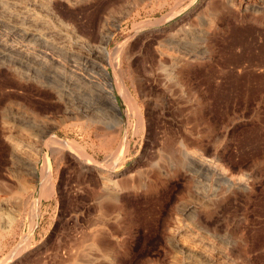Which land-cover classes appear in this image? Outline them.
I'll return each mask as SVG.
<instances>
[{
    "label": "rangeland",
    "instance_id": "obj_1",
    "mask_svg": "<svg viewBox=\"0 0 264 264\" xmlns=\"http://www.w3.org/2000/svg\"><path fill=\"white\" fill-rule=\"evenodd\" d=\"M86 3L0 26V264H264V0Z\"/></svg>",
    "mask_w": 264,
    "mask_h": 264
},
{
    "label": "bare ground",
    "instance_id": "obj_2",
    "mask_svg": "<svg viewBox=\"0 0 264 264\" xmlns=\"http://www.w3.org/2000/svg\"><path fill=\"white\" fill-rule=\"evenodd\" d=\"M57 1L58 0H0V26L4 25V24H8L12 27V33H8V37L10 36H14V35H19L21 37V40H27L29 38V40H38V39H41L45 34L44 33H47V32H52L53 30L52 29H58V30H61V31H66L67 32V27L64 26L60 21H58L56 19V17L54 15H52L53 13L51 12V7L52 5L54 4V2H56L57 4ZM71 5H74V4H83V3H86L88 1H91V0H63ZM236 1L237 3V6L239 4V7H247V5H249L250 3V0H231V2H234ZM239 1V2H238ZM254 2V1H253ZM257 3V2H256ZM87 4V3H86ZM235 4V3H234ZM255 4V2H254ZM230 5V4H229ZM260 5V4H259ZM57 6V5H56ZM54 6V7H56ZM77 6V5H75ZM226 6V5H225ZM251 6V5H250ZM261 6V5H260ZM238 7V8H239ZM231 8V6H230ZM235 8V7H234ZM262 8V7H261ZM240 9V8H239ZM248 9V8H247ZM57 10V8H56ZM237 11V10H236ZM239 11V10H238ZM60 12V11H59ZM235 12V11H234ZM252 12V11H251ZM58 14V13H57ZM56 14V15H57ZM243 14V13H242ZM245 14V13H244ZM60 15V13H59ZM108 15V14H107ZM59 17H62L61 15ZM64 22V21H62ZM110 22V21H109ZM3 23V24H2ZM68 23V22H67ZM103 23V21H102ZM105 24H103L102 26H104ZM5 26V25H4ZM3 26V27H4ZM106 26V25H105ZM104 26V27H105ZM110 26V25H109ZM99 27V26H98ZM108 27V26H107ZM108 29V28H107ZM182 30V29H181ZM56 32V31H55ZM65 32V34H66ZM109 33V32H108ZM49 34V33H48ZM51 34V33H50ZM49 34V35H50ZM60 34V33H59ZM77 34V33H76ZM0 35L1 32H0ZM61 35V34H60ZM100 35V38L101 39H106L107 38V35L106 33H104L103 31H100L99 33ZM200 35V34H199ZM3 36V35H2ZM5 36V35H4ZM12 36V37H13ZM48 36V35H47ZM58 36V35H57ZM79 36V35H78ZM202 36V35H201ZM45 37V36H44ZM54 36H52V39H53ZM70 37V36H69ZM181 37V35H180ZM185 37V36H184ZM187 37V36H186ZM190 37V36H189ZM188 37V38H189ZM197 37V36H196ZM199 37V36H198ZM2 38V37H1ZM50 38V37H49ZM48 38V39H49ZM61 38V37H60ZM65 38V37H63ZM178 39H176V43H182V44H186V41H187V38H179L177 37ZM16 39H18V37H16ZM57 39V38H56ZM71 39V38H70ZM197 39V38H196ZM5 40V39H3ZM12 40V39H11ZM62 41V39H60ZM67 40V38H66ZM65 40V41H66ZM107 40V39H106ZM189 40V39H188ZM44 41V40H42ZM83 41V40H82ZM80 39H76L75 40V43H77V45H80V46H84L85 44L82 42ZM86 41V40H85ZM103 41V40H101ZM191 41V40H190ZM6 42V41H5ZM16 42V41H15ZM21 42V41H20ZM45 42V41H44ZM105 42V40L103 41ZM107 42V41H106ZM195 42V41H194ZM18 43V42H17ZM16 43V44H17ZM65 43V42H64ZM89 43V42H88ZM189 43V42H188ZM6 44V43H5ZM23 44V43H22ZM28 44V43H27ZM72 44V43H70ZM103 44V43H102ZM191 44V43H190ZM14 45V44H13ZM19 45V44H18ZM106 45V43H105ZM105 45L101 48V49H96V48H92V47H86V50L85 52L87 51L89 57H93L95 59H98V60H101L103 59L104 61L110 63L111 62V59H110V53L107 52L105 50ZM27 46V45H26ZM29 46V45H28ZM27 46V47H28ZM37 46V45H35ZM21 47V45H20ZM43 47V46H42ZM60 47V46H59ZM58 47V48H59ZM68 47V46H67ZM4 46L2 45V42H0V53L3 52L4 50ZM12 48V47H11ZM16 48V47H15ZM6 49V48H5ZM13 49V48H12ZM21 49V48H20ZM33 49V48H32ZM38 49V47H37ZM73 49V48H72ZM7 50V49H6ZM15 50V49H14ZM19 50V49H18ZM63 50V49H62ZM74 50V49H73ZM82 50V49H81ZM9 51V50H8ZM17 51V50H16ZM21 51V50H20ZM43 51V50H42ZM48 51V50H47ZM67 51V50H66ZM69 51V50H68ZM77 51V49H76ZM11 52V51H10ZM24 52V51H23ZM29 52V51H28ZM65 52V51H64ZM82 52V51H81ZM84 52V51H83ZM8 53V52H7ZM15 53V51H14ZM19 53V52H18ZM22 53V52H21ZM45 53V52H44ZM52 53V52H51ZM59 53V52H58ZM62 53V52H61ZM74 53V51H73ZM5 54V53H4ZM36 54V53H34ZM53 54V53H52ZM70 54V53H69ZM84 54V53H83ZM10 55V54H9ZM23 55V53H22ZM38 55V54H37ZM85 55V54H84ZM1 56V55H0ZM54 56V55H53ZM64 56V55H63ZM67 56V55H66ZM73 56V55H72ZM77 56V55H76ZM26 57V55H25ZM39 57V56H38ZM43 57V56H42ZM50 57V56H49ZM69 58H71L69 55H68ZM80 57V56H79ZM86 57V55H85ZM9 58V57H7ZM14 58V56H13ZM45 58V57H44ZM52 58V57H51ZM63 58V57H62ZM67 58V57H66ZM68 58V60H69ZM112 58V57H111ZM12 59V58H11ZM28 59V58H27ZM94 59V60H95ZM31 60V59H30ZM81 60H84V59H81ZM16 61V60H15ZM28 61V60H27ZM71 61V59H70ZM8 62V61H7ZM14 62V61H13ZM22 62H24L23 60L20 61L18 64L20 65V67H18V71H21L23 69V66L22 65ZM83 62V61H82ZM10 63V62H9ZM8 63V64H9ZM15 63V62H14ZM25 63V62H24ZM80 63V62H79ZM90 63V62H89ZM26 64V63H25ZM74 64V63H73ZM87 64V63H86ZM10 65V64H9ZM8 65V66H9ZM30 65V64H29ZM32 65V64H31ZM180 65V64H179ZM178 65V66H179ZM16 66V65H15ZM99 66V65H98ZM30 67V66H29ZM34 67V66H33ZM72 67V66H71ZM77 67V66H76ZM16 68V67H15ZM31 68V67H30ZM75 68V67H74ZM14 69V67H13ZM12 69V70H13ZM36 69V68H35ZM80 69V67H79ZM31 70H33V68H31ZM100 70V69H99ZM103 70V69H102ZM36 70H34L35 72ZM76 71V70H75ZM14 72V71H13ZM17 72V71H15ZM26 72V71H25ZM21 74V72H19ZM44 73V72H43ZM15 74V73H14ZM37 74V73H36ZM22 75V74H21ZM33 75V74H32ZM26 76V75H25ZM30 76V75H29ZM19 77V76H18ZM117 76H115V79H116V85H117V88H118V91L120 93V95L122 96V98L124 99V101H126V104L128 105V107H131L130 106V96H129V93L127 92L124 84L118 79V77L116 78ZM20 78V77H19ZM34 78V77H33ZM32 80V79H31ZM23 82V80H21ZM33 81V80H32ZM24 83V82H23ZM88 83V82H87ZM92 86V85H90ZM96 87V86H95ZM92 88V87H91ZM97 88V87H96ZM93 89V88H92ZM94 90V89H93ZM100 92V91H99ZM69 94V93H68ZM101 95V94H100ZM103 98V97H102ZM109 98V97H107ZM70 100V98H69ZM68 100V101H69ZM110 103L112 105V107L114 108V110L117 111L118 115H119V110L118 108L116 107V104L115 102L112 100V98L110 97ZM108 101V100H107ZM70 102V101H69ZM75 103V102H74ZM71 105V104H70ZM131 109V108H129ZM115 113V112H114ZM115 113V114H117ZM132 113V112H131ZM135 114V113H134ZM111 116V115H110ZM136 116V115H135ZM114 119L116 120L117 123H121L122 120H120L117 115L115 116L113 114ZM111 117V118H112ZM127 117V116H126ZM139 117V116H138ZM127 119V118H126ZM114 121V120H112ZM115 122V123H116ZM114 123V124H115ZM116 125V124H115ZM119 125V124H118ZM120 126V125H119ZM53 142L55 143L56 146L60 147V148H63L67 151H69L70 153L71 152H75V154L77 155L78 157V160H80V164L81 165H85L87 167H92V166H96L97 163L92 160L91 158L89 157H84L83 154H79L80 150H76L77 148L75 147V149H73L72 147V142H69V141H61V140H57V139H54ZM81 156H83L81 158ZM49 165V164H48ZM104 167V166H103ZM45 168V167H44ZM47 168V171L45 172V180H44V183H43V194L44 195H49L52 190H53V184H52V181H51V176H50V172L48 171V167ZM114 171V170H113ZM114 176V175H113ZM113 188V187H112ZM43 195V196H44ZM16 203V202H15ZM19 204V203H18ZM13 207H16V206H13ZM193 209V206H188L186 207L183 211L184 212H188V211H191ZM84 251V250H83ZM79 262V260H78ZM82 263V262H81ZM182 264V263H181Z\"/></svg>",
    "mask_w": 264,
    "mask_h": 264
},
{
    "label": "water",
    "instance_id": "obj_3",
    "mask_svg": "<svg viewBox=\"0 0 264 264\" xmlns=\"http://www.w3.org/2000/svg\"><path fill=\"white\" fill-rule=\"evenodd\" d=\"M113 99V98H112ZM117 106V105H116Z\"/></svg>",
    "mask_w": 264,
    "mask_h": 264
}]
</instances>
